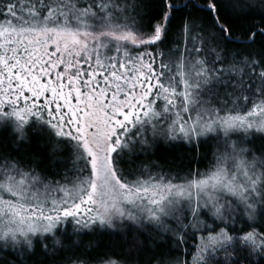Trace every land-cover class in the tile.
I'll return each mask as SVG.
<instances>
[{"label": "snow or ice", "instance_id": "6c2138e0", "mask_svg": "<svg viewBox=\"0 0 264 264\" xmlns=\"http://www.w3.org/2000/svg\"><path fill=\"white\" fill-rule=\"evenodd\" d=\"M0 264H264V0H0Z\"/></svg>", "mask_w": 264, "mask_h": 264}]
</instances>
